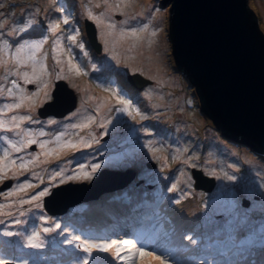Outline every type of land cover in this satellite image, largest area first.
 Segmentation results:
<instances>
[{
  "label": "rangeland",
  "instance_id": "rangeland-1",
  "mask_svg": "<svg viewBox=\"0 0 264 264\" xmlns=\"http://www.w3.org/2000/svg\"><path fill=\"white\" fill-rule=\"evenodd\" d=\"M18 1L0 0V185L12 182L4 186L0 197V264L5 255L28 264H81L88 256L83 250L85 241L93 245L117 242L110 260L91 248L88 264H129L126 249L132 241L103 233L102 217L128 201L150 197L154 203H162L171 218L178 219L179 229L188 218L183 213L189 210L194 235L205 228L211 238L216 228L226 225L238 233L252 229L256 244L241 245L239 251L246 255L256 250V256L264 258V158L238 153L207 129L195 88L181 80L183 73L173 59L170 3ZM248 1L264 32V0ZM66 18L68 23H64ZM85 19L96 27L101 52L85 42ZM55 25L58 27L53 31ZM35 44L40 46L33 47ZM21 46H25L23 51L17 53ZM134 72L148 81L141 85L139 96L132 84L123 81ZM58 79L74 89L77 105L65 116L41 118L37 109L52 100ZM22 95L26 99L21 103ZM17 103L19 108L7 107ZM22 116L30 119L20 120ZM30 140L35 143H28ZM13 145L21 150L16 151ZM150 161L155 162L151 173L144 165ZM95 165L99 167L93 171ZM126 167L145 171L155 189L127 186L107 191L93 203L90 201L95 199L83 201L64 216L45 213L44 197L55 186L88 182L102 168ZM193 168L214 177V188H196ZM45 189L47 193L40 196ZM11 213L15 216L1 220ZM29 238H33L31 243ZM199 238H187L182 248L174 247L177 264H222L215 260L228 257V243L213 248L212 238L207 243ZM226 238L232 244L239 242L235 235ZM200 246L205 254L199 255ZM100 252L108 255L110 250Z\"/></svg>",
  "mask_w": 264,
  "mask_h": 264
},
{
  "label": "water",
  "instance_id": "water-1",
  "mask_svg": "<svg viewBox=\"0 0 264 264\" xmlns=\"http://www.w3.org/2000/svg\"><path fill=\"white\" fill-rule=\"evenodd\" d=\"M166 2L171 10L173 59L196 90L207 129L238 153L263 158L264 32L249 1L161 0L163 6ZM84 29L91 47L101 52L94 23L85 19ZM126 76L137 88L148 83L140 73ZM77 100L74 89L58 79L52 100L39 106L37 113L41 118H59L75 108ZM152 165L155 163H147L149 168ZM192 175L196 188L209 191L214 187V177L202 170L193 168ZM134 178L133 169L102 168L88 182L54 188L44 197V207L51 214H62L76 204L122 188ZM5 185L8 183L0 190Z\"/></svg>",
  "mask_w": 264,
  "mask_h": 264
},
{
  "label": "clouds",
  "instance_id": "clouds-1",
  "mask_svg": "<svg viewBox=\"0 0 264 264\" xmlns=\"http://www.w3.org/2000/svg\"><path fill=\"white\" fill-rule=\"evenodd\" d=\"M160 4H161V6H163L161 3V0H160ZM125 79H126V83L129 84L130 86H132L131 83L127 80V76L125 77ZM134 89L137 91H140V88L134 87ZM196 96H197V94H196ZM135 168L134 167H126L125 169H133L134 171H137L136 170L137 168L136 169ZM125 169H117V170H123L124 171ZM138 175L141 176L142 174H138ZM209 177H212V176H209ZM136 178H137V175H135V178L128 185H126L122 188L115 189L114 191L122 190V189L126 188ZM7 181H10V183H12L11 180H6V181H4L3 184H6V183L9 184V182H7ZM139 181H143L144 184L146 185L147 189H149V190L155 189L154 188L155 185L153 183H151L148 179L143 178V177H139ZM2 185H0V187H2ZM62 185H65V183ZM58 186H61V185H57L54 188H56ZM214 186H215V184H214ZM199 190L206 191L204 189H199ZM1 192H4V191L0 190V196L2 195ZM106 192H104V193H106ZM104 193H102L99 196V198L95 199V201L99 200L104 195ZM150 198H151V201H149V198L147 200L137 198V199L129 202V205H128L129 207H125V206L123 207V212L125 213L126 220H125L123 226L119 230L118 229L114 230V228L108 229V222H109L108 216L102 217V219L105 220V222L101 223L102 224V231H103V233L113 234L119 240L127 239V240L132 241V243L126 249V252H128V254L130 255V257L128 259L129 264H138V261L140 259L143 262V259H144L143 257L148 256V255H149L148 258L151 259V262H156L157 264H161V260L156 259V257H160L162 260H164L165 264H167V263L177 264V262L179 261V257L176 255V251L174 250V247L181 245L183 242H185V240L187 238L188 239L199 238V237H201V234L199 233L197 235H194L195 233H193L190 230L187 231L185 234H180V232L178 231V229H179L178 224L174 221V216H173V218H171L170 213L168 215L157 214L156 208L153 209L154 205L156 204V202L154 203L155 199L153 197H150ZM255 198L257 199L258 196H256ZM140 201L145 202V203H143V205L141 207L139 205H137ZM81 203H79V204H81ZM158 203L161 204L159 201H158ZM79 204H76L75 206H77ZM245 204H246V202H245ZM73 207H70L65 213H62V214H51L49 211H47L45 209V207H44V209H45L44 211H45V213L47 212L49 215L51 214L50 216H53V217L57 216L58 217V216L66 215L68 213V211ZM123 212L115 210L114 211V213H115L114 217L117 216L119 213H123ZM13 215L14 214L11 213L9 216H6L5 219H1V220L7 221ZM111 215L109 217H111ZM121 217H122V215H121ZM189 217H191L190 213H189ZM229 227H230L229 225H226L224 227V231H223L224 240L223 241L221 239L216 240V244L213 246V248H217L216 246L218 244L224 243L226 237H229L231 235L230 233H232L233 228H231V227L229 228ZM228 228H229V231L227 230ZM215 231H217V228L215 229ZM197 232H198V230H197ZM141 248L144 250L145 255H141V253L138 251V249H141ZM247 255L248 254L242 255L243 259L246 258ZM5 256H6L5 259H2V260H4L3 264H6V263H8V264H28L26 261H21L14 256H10V255H5Z\"/></svg>",
  "mask_w": 264,
  "mask_h": 264
},
{
  "label": "trees",
  "instance_id": "trees-1",
  "mask_svg": "<svg viewBox=\"0 0 264 264\" xmlns=\"http://www.w3.org/2000/svg\"><path fill=\"white\" fill-rule=\"evenodd\" d=\"M22 1V0H21ZM18 2H20V0L18 1ZM254 13H255V11L253 10V9H251ZM255 15H256V13H255ZM257 16V15H256ZM85 42H86V44L88 45V46H90V48H92L91 47V45H90V43H89V41L88 40H85ZM93 49V48H92ZM94 50V49H93ZM105 72H108L107 70L105 71ZM181 75V74H180ZM109 76H111V74H109ZM182 78H181V80H183V82H188V84L189 83H191L189 80H188V78L185 76V74L183 73L182 75ZM123 81H126V79H123ZM114 82V81H113ZM116 82V81H115ZM187 84V83H186ZM130 86V85H129ZM194 87V86H193ZM140 91H135V94L137 95V96H139L140 95V93H139ZM189 94V93H188ZM199 102V101H198ZM264 158V157H263ZM261 160H262V158H260ZM263 161V160H262ZM258 163V162H257ZM249 164H251V163H249ZM264 168V167H263ZM260 169H262V167H260ZM259 169V170H260ZM145 171H149L150 173H151V171H152V169H148V170H145ZM145 171H143V172H141L142 173V175L141 176H139L138 175V173H137V178L129 185V186H136L137 188H139V189H142V188H146V185L144 184V182L143 181H139V177H143V178H146V179H148L149 180V176L147 175V174H145L144 172ZM150 181V180H149ZM261 184H263L264 185V179H261ZM133 200H135V199H133ZM149 201H151V198H149ZM93 202H95V201H91V203H93ZM127 202V201H126ZM143 203H145V202H139L137 205H139L140 207L143 205ZM150 203V202H149ZM129 205V201L127 202V204L125 205V207H129L128 206ZM156 208V211H157V214H159V215H163V214H165V215H168L170 212H168V209H166V207L164 206V205H162V203L161 204H159L158 203V201H156V204L154 205V208L153 209H155ZM113 214H115L114 212H113ZM183 215H188V218H191V217H189V210H185V212L183 213ZM110 216V215H109ZM109 216H108V219H109ZM188 218L186 217V221H185V223H184V227L182 228V229H178V231L180 232V230H181V232H180V234H185L187 231H189L190 230V225H191V223L188 221ZM110 220H113V219H110ZM174 221L178 224L179 223V221H178V219L177 218H175L174 217ZM124 224V223H123ZM123 224H121V225H119L118 224V230L120 229L119 227H122L123 226ZM33 228H34V226H33ZM114 228V224H112V222L110 221V223H108V229H113ZM244 232H242V233H236V234H234V235H237V236H243V241H246L247 243H249V242H252V243H256V234H250V235H246V234H243ZM223 243H221V244H218L216 247H220L221 245H222ZM237 245H239L240 243L238 242V243H236ZM204 247H200V250L201 251H203L204 252V249H203ZM196 250V249H195ZM232 252V253H231ZM228 254H230V255H228V261L231 263V264H258V262L260 261L258 258H256L257 256H256V250H253V252H250V255L247 257V260H243V257H242V255H241V252L239 251V249L238 248H234V249H231V250H229L228 251ZM149 256V255H148ZM259 257V256H258ZM259 258H261V257H259ZM262 259H264V258H262ZM216 262H221L222 264H224V259H222V258H220V259H217V260H215ZM264 261V260H263ZM233 262V263H232ZM138 264H157L156 262H151L150 261V259L147 257V256H145L144 257V259H143V262L141 261V259L138 261ZM261 264H264V263H261Z\"/></svg>",
  "mask_w": 264,
  "mask_h": 264
},
{
  "label": "snow or ice",
  "instance_id": "snow-or-ice-1",
  "mask_svg": "<svg viewBox=\"0 0 264 264\" xmlns=\"http://www.w3.org/2000/svg\"><path fill=\"white\" fill-rule=\"evenodd\" d=\"M89 15L91 16V13H89ZM64 23H68L67 18L65 19ZM56 27H58V25L53 26L52 30L55 31ZM141 31H143V29H141ZM133 34L135 35V32H133ZM154 34H155V33H153V35H154ZM69 39H75V38H74V37H69ZM32 46H33V47H39L40 45H39V44H35V45H32ZM24 47H25V46H21L20 48H18V49H17V53H20L21 51H23V48H24ZM81 47H83V46L81 45ZM77 71H79V68H78V67H77ZM23 75H24V78H25V79L28 78V74H27V73H24ZM13 84H15V81H13ZM8 91H9V93L11 94V89H9ZM21 92H23V89H21ZM35 95H36V93H33V96H35ZM45 96H46V98H47V97H48V94L45 93ZM20 99H21V103H22L23 100L26 99V97H24V96L22 95V96L20 97ZM27 99H31V97H27ZM120 102L123 103V104H125V105L130 104V101H125V100H121ZM20 106H21V104H20V103H17V104H15V105H8L7 107H8V108H13V107L19 108ZM123 110L126 111L127 109L125 108V109H123ZM12 119H13V120H16L17 118H16V117H13ZM19 119H20V120H26V119H30V117L22 116V117H19ZM0 127H3V124H2V123H0ZM73 127H77V125H73ZM41 135H43V133H41ZM57 139H59V137H57ZM28 143H30V144H31V143H35V141L30 140V141H28ZM40 147L43 148V147H44V144L41 143ZM13 148H14L16 151H20V150H21L20 148H16L15 145H13ZM7 156H8V152H7V150H5V152H4V157L7 158ZM13 163H14V161H13ZM20 167H26V165H25V164H21ZM98 167H99V165H95V166H93V171H95L96 168H98ZM0 171H2V169H0ZM56 174H57V175H60V173H56ZM70 178H71V177H69V179H70ZM228 179L232 180V179H235V177H233V176H228ZM21 187H23V185H21ZM46 193H47V189H45L43 192L39 193V195H40V196H43V195H45ZM33 199H36V197H33ZM57 227H58V225H57ZM47 230H48V229H45V231H47ZM8 234L11 235V233H8ZM29 239H30V243H31V241H32L33 238H29ZM69 243H72V241H69ZM116 243H117L116 241H112L111 243L95 244V245H93V244H90V243H88L87 241H85L84 244H86L87 246H86V247H83V250H84L85 253H88V256H85V257L83 258L81 264H88V258H89V256L91 255V253H90V249H91V248L95 247L96 249H98V250H100V251H105V252H107V251L111 250V249L113 248V246L116 245ZM123 243L127 244V243H130V242H129V241H125V242H123ZM33 246H34V247H38L39 245H37V244H33ZM138 251L141 253V255H145L144 250H143L142 248H141V249H138ZM116 254H117V256H119V250H118V249H117V253H116ZM156 259H160V260H161V264H165V261L162 260L160 257H156Z\"/></svg>",
  "mask_w": 264,
  "mask_h": 264
},
{
  "label": "bare ground",
  "instance_id": "bare-ground-1",
  "mask_svg": "<svg viewBox=\"0 0 264 264\" xmlns=\"http://www.w3.org/2000/svg\"><path fill=\"white\" fill-rule=\"evenodd\" d=\"M107 2H108V1H107ZM109 2H110V1H109ZM110 3H111V2H110ZM260 4H261V3H260ZM262 4H263V3H262ZM263 5H264V4H263ZM112 6H115V5L112 3ZM141 8H142V7H141ZM109 10H111V9H109ZM263 10H264V9H263ZM109 25H110V24H109ZM107 26H108V25H107ZM107 26H106V29H107ZM111 26H112V25H111ZM105 63H106V62H105ZM162 74H163V73H162ZM81 77H82V76H81ZM79 79H80V78H79ZM81 81H83V80H81ZM83 88H84V87H83ZM170 89H171V88H170ZM87 90H88V89H87ZM82 91H83V90H82ZM84 92H85V91H84ZM84 92H83V93H84ZM83 93H82V94H83ZM83 95H84V94H83ZM87 95H88V94H87ZM85 96H86V95H85ZM160 96H161V95H160ZM106 97H107V96H106ZM157 97H158V96H157ZM86 98H87V97H85V100H87ZM89 98H91V97H89ZM89 98H88V99H89ZM96 98H97V97H96ZM158 98H159V97H158ZM31 99H32V98H31ZM29 100H30V99H29ZM92 100H94V99H92ZM82 103H83V102H82ZM92 104H93V103H92ZM84 105H86V104H84ZM103 105H104V104H103ZM82 106H83V105H82ZM111 106H112V105H111ZM81 109H82V107H81ZM81 109H79V110H81ZM97 109H98V108H97ZM110 109H111V107H110ZM13 113H14V112H13ZM101 114H102V113H101ZM105 114H106V113H105ZM107 114H108V113H107ZM171 114H172V113L170 112L169 115H171ZM28 115H29V114H28ZM80 115H81V114H80ZM110 115H111V114H110ZM169 115H168V116H169ZM187 115H188V114H187ZM76 116H78V115H76ZM104 116H105V115H104ZM107 116H108V115H107ZM169 117H170V116H169ZM183 117H184V116H183ZM189 117H191V116H188V118H189ZM79 118H80V117H79ZM104 118H105V117H104ZM106 118H107V117H106ZM188 118H187V119H188ZM74 119H75V118H74ZM180 119H181V118H180ZM180 119H179V120H180ZM190 119H191V118H190ZM10 120H11V119H10ZM78 120H79V119H78ZM177 120H178V119H177ZM81 121H82V120H81ZM12 122H13V121H12ZM16 123H17V122H16ZM201 123H202V122H201ZM60 124H61V123H60ZM202 124H203V123H202ZM202 124H201V125H202ZM58 125H59V124H58ZM185 125H186V123H185ZM91 127H92V126H91ZM201 128H202V127H201ZM185 130H186V128H185ZM15 131H16V130H15ZM88 132H89V131H88ZM91 132H92V131H91ZM91 134H92V133H91ZM92 136H93V135H92ZM90 138H91V137H90ZM72 141H73V140H72ZM47 164H48V163H47ZM188 206H189V204H188ZM189 213H190V212H189ZM97 254H99V255L102 256L103 258H107V259H109V260L112 259V257H113V253H112L111 250H110V252H109L108 255H107V254H103V253L100 252V251L97 252ZM118 261H119V260H118ZM246 264H247V263H246Z\"/></svg>",
  "mask_w": 264,
  "mask_h": 264
},
{
  "label": "flooded vegetation",
  "instance_id": "flooded-vegetation-1",
  "mask_svg": "<svg viewBox=\"0 0 264 264\" xmlns=\"http://www.w3.org/2000/svg\"><path fill=\"white\" fill-rule=\"evenodd\" d=\"M53 118V117H52Z\"/></svg>",
  "mask_w": 264,
  "mask_h": 264
}]
</instances>
